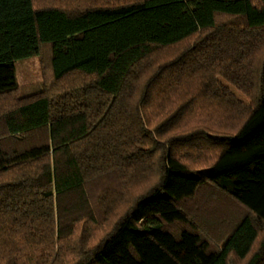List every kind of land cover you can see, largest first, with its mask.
Here are the masks:
<instances>
[{
	"label": "trees",
	"instance_id": "trees-1",
	"mask_svg": "<svg viewBox=\"0 0 264 264\" xmlns=\"http://www.w3.org/2000/svg\"><path fill=\"white\" fill-rule=\"evenodd\" d=\"M86 5L0 0V264H259L264 0Z\"/></svg>",
	"mask_w": 264,
	"mask_h": 264
},
{
	"label": "rangeland",
	"instance_id": "rangeland-1",
	"mask_svg": "<svg viewBox=\"0 0 264 264\" xmlns=\"http://www.w3.org/2000/svg\"><path fill=\"white\" fill-rule=\"evenodd\" d=\"M34 3L36 6L56 5V6H60V7L71 9V10L72 9L76 10L77 8H82V7L87 6L86 0H34ZM174 50H176V48L167 50L165 51V53H168ZM47 56H48V50L47 48H43V52L41 56L34 55L28 58L19 59L15 61V77L20 87V92L22 94H28V93L37 91L43 87L44 88L52 87L51 85L53 84V81H52V76L49 72L48 65H47ZM233 91L239 99L243 100L246 103L250 102L239 91L235 89H233ZM200 145L202 146H199L198 149L201 150L203 146L205 145L204 144H200ZM122 205H123V202L120 201V206ZM110 222L112 223L113 219H111L109 223ZM92 228H93L92 224L88 222L79 224L77 226L76 236L73 240V242H76V246L80 245L81 238L86 239L84 240L85 243L95 242L105 231L104 228L102 229H98V227L96 228L94 227L93 229ZM82 235L86 236V238H84ZM77 240H80V241H77ZM262 252H263L262 258L259 264H264V249ZM233 263L242 264L241 262L231 261V264Z\"/></svg>",
	"mask_w": 264,
	"mask_h": 264
}]
</instances>
